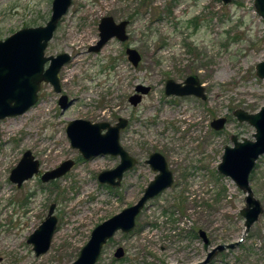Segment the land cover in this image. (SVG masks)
Wrapping results in <instances>:
<instances>
[{
  "label": "rangeland",
  "instance_id": "obj_1",
  "mask_svg": "<svg viewBox=\"0 0 264 264\" xmlns=\"http://www.w3.org/2000/svg\"><path fill=\"white\" fill-rule=\"evenodd\" d=\"M52 0H0V40L23 27L44 25ZM128 20L127 39L112 38L99 51L102 16ZM141 61L133 67L125 48ZM67 53L58 71L61 93L72 99L62 111L50 83H42L38 100L22 114L0 119V264H69L87 242L93 227L134 203L156 172L145 162L153 151L166 159L173 183L150 199L129 233L116 232L103 246L96 264H195L205 257L199 228L211 245L238 241L210 264H264V154L249 174L261 205L247 232L239 209L245 193L216 170L230 136L253 139L254 127L239 122L236 108L256 112L264 105V78L255 64L264 59V20L253 0H71L59 19L44 55ZM47 66V62L45 64ZM194 74L206 98L165 95L166 79L182 81ZM137 84L150 86L136 106L128 102ZM125 117L119 142L137 159L118 187L100 184L97 173L114 167L118 156L84 159L70 146L66 123ZM225 116L223 129L210 127ZM30 150L39 170L20 187L9 172ZM73 166L62 176L42 182V172L61 161ZM25 198V199H24ZM24 199V202H22ZM55 204V231L48 250L36 256L28 235ZM121 246L123 258L113 252Z\"/></svg>",
  "mask_w": 264,
  "mask_h": 264
},
{
  "label": "water",
  "instance_id": "obj_2",
  "mask_svg": "<svg viewBox=\"0 0 264 264\" xmlns=\"http://www.w3.org/2000/svg\"><path fill=\"white\" fill-rule=\"evenodd\" d=\"M227 4L232 0H221ZM71 0H52L51 14L44 25L34 27H23L0 40V119L22 114L29 109L37 100L41 82H50L55 91H59L57 73L60 67L69 60L67 53H59L55 56L44 55L47 42L51 39L53 32L61 16L67 11ZM255 12L264 20V0H253ZM128 20L116 23L111 16H104L98 24L99 39L89 47L90 51H98L102 45L111 37L121 41L127 39L126 26ZM127 60L133 67L141 61L140 53L131 47L125 48ZM50 61L45 69L44 64ZM255 75L264 78V59L255 64ZM150 90V87L137 84L134 93L128 97L131 105H137ZM166 95H194L201 99L206 98L205 87L194 74L187 75L182 82L167 79L164 84ZM66 96L59 98V104L65 106ZM239 122H247L254 127L253 139L241 137L236 134L230 136L232 145H225L220 162L217 164L218 173L230 177L235 185L245 193V205L240 209L244 218L245 232L257 220L261 213V205L253 195L249 185V174L257 158L264 154V105L256 112H248L242 108H236L232 112ZM227 122L225 116L214 118L210 126L215 131L223 129ZM127 124V119L119 118L118 122L111 126L106 122L91 123L86 119H74L68 122L66 134L72 147L77 148L85 158L97 154L110 153L120 155V163L113 169L103 170L98 173L100 182L117 185L122 177L123 171L130 169L135 158L127 153L119 144V129ZM106 128L105 133L101 130ZM153 170L159 173L149 182L142 196L132 205L125 207L120 212L112 215L97 224L90 233L89 239L80 249L78 256L69 264H95L102 246L116 230L127 233L135 226V217L143 207L145 201L159 193L163 188L172 183L171 172L167 168L162 154L154 152L147 160ZM72 160H65L56 168L44 172L42 180L56 178L64 174L71 166ZM38 161L29 150L23 152L20 160L9 174L12 182L20 183L36 173ZM116 179V180H115ZM55 204L49 205L44 220L29 234L26 239L32 244V250L36 256L45 253L51 243V238L56 227V217L53 214ZM198 234L205 246L209 239L204 230L199 229ZM238 241L228 244H217L211 248L205 257L196 264H209L216 254L226 248L234 247ZM124 255L122 247H117L114 256L120 258Z\"/></svg>",
  "mask_w": 264,
  "mask_h": 264
},
{
  "label": "flooded vegetation",
  "instance_id": "obj_3",
  "mask_svg": "<svg viewBox=\"0 0 264 264\" xmlns=\"http://www.w3.org/2000/svg\"><path fill=\"white\" fill-rule=\"evenodd\" d=\"M70 3H71V2H70ZM65 13H66V12H65ZM65 13H64V14H65ZM62 16H63V15H62ZM62 16H61V17H62ZM107 16H110V15H107ZM102 17H104V16H102ZM102 17H101V18H102ZM111 17H112V16H111ZM101 18H100V19H101ZM112 18H113V17H112ZM113 20H114V19H113ZM122 20H125V19H122ZM122 20H119V21H115V20H114V21H115L116 23H118V22H120V21H122ZM58 22H59V21H58ZM99 22H100V20H99ZM99 22H98V24H99ZM98 24H97V29H98ZM112 38H115V39L119 40V39L116 38V37H111L110 39H112ZM98 39H99V31H98ZM98 39H97V40H98ZM110 39H108L107 41H109ZM107 41H106V42H107ZM119 41H121V40H119ZM96 42H97V41H96ZM96 42H95V43H96ZM106 42H105V43H106ZM121 42H123V41H121ZM95 43H94V44H95ZM105 43H104V44H105ZM94 44H92V45H94ZM104 44H103V45H104ZM103 45H102V46H103ZM90 46H91V45H90ZM90 46H89V47H90ZM89 47H88V50H89ZM100 49H101V48H100ZM100 49H99V50H100ZM99 50H98V51H99ZM89 51H90V50H89ZM94 52H97V51H94ZM48 56H49V55H48ZM46 62H47V66H45ZM46 62H45V64H44V68H45V69L49 66L50 61L48 60V61H46ZM60 68H61V67H60ZM189 75H190V74H189ZM57 77H58L59 88H60L58 92L54 90V87H53V85H52L50 82L42 81L41 84L44 83V82H46V83H50L51 86H52V88H53V90H54L56 93H59V97H58V99H57V103H58L60 109H61L62 111H64L65 109H67V108L71 105V103H72V99H68V96H67L66 94L61 93L62 88H61L60 78H59L58 73H57ZM184 79H185V78H184ZM184 79H183V80H184ZM166 80H167V79H166ZM183 80H182V81H183ZM182 81H179V82H182ZM199 81H200V80H199ZM177 82H178V81H177ZM202 84H203V83H202ZM203 85H204V84H203ZM147 86H148V85H147ZM149 87H150V86H149ZM204 87H205V86H204ZM37 94H38V92H37ZM205 94H206V93H205ZM62 95H65V96H66V102H65L66 104H65L64 107L61 106V105L59 104V98H60ZM165 95H166V94H165ZM170 95H173V94H170ZM129 96H130V95H129ZM142 96H143V95H142ZM167 96H169V95H167ZM173 96H174V97H188V96H194V95H173ZM194 97L199 98V97H197V96H194ZM199 99H201V98H199ZM37 100H38V98H37ZM37 100H36V101H37ZM141 100H142V98H141ZM201 100H205V99H201ZM128 102H129V101H128ZM140 102H141V101H140ZM140 102H139V103H140ZM35 103H36V102H35ZM35 103H34V104H35ZM34 104H33V105H34ZM129 104H130V103H129ZM33 105H32V106H33ZM130 105H131V104H130ZM132 106H136V105H132ZM27 110H28V109H27ZM119 118H125V117H121V116H119V117L117 118V120H116L114 123H110L109 121H96V122H92V121H90V120H89V121H90L91 123L106 122V123H108L109 125L114 126V125L118 122ZM75 119H83V118H75ZM125 119H127V118H125ZM71 120H74V119H71ZM71 120H69V121H71ZM86 120H88V119H86ZM69 121H68V122H69ZM68 122L66 123V126H67ZM127 125H128V119H127V124H126L124 127H121V128L119 129V136H120V131H121L122 129H124ZM66 126H65V132H66ZM210 127H211V126H210ZM106 130H107L106 128L102 129V130H101V133H105ZM66 135H67V134H66ZM118 141H119V139H118ZM230 141H231V140H230ZM69 143H70V140H69ZM119 144H120V142H119ZM231 145H232V143H231ZM70 146H71V144H70ZM120 146H121V144H120ZM71 147H72V146H71ZM121 147H122V146H121ZM73 148H75V147H73ZM122 148H123V147H122ZM123 149H124V148H123ZM223 149H224V148H223ZM124 150H125V149H124ZM25 151H26V150H25ZM29 151H30V150H29ZM78 151H79V150H78ZM30 152H31V151H30ZM79 152H80V151H79ZM154 152H158V151H153V152H151V153L148 155V157L145 159V162L149 165L150 168H151L150 163H148L147 160L149 159L150 155H151L152 153H154ZM127 153H128V151H127ZM159 153H160V152H159ZM22 154H23V153H22ZM31 154H32V153H31ZM80 154H81V156H82L84 159H88V158H85V157L82 155L81 152H80ZM105 154H109V155H111V156H118V157H119V162H118L114 167H112V168H108V169H103V170H110V169H113V168H115V167L120 163V161H121L120 155H112V154H110V153H105ZM105 154H97V155H105ZM128 154H129V153H128ZM160 154H161V153H160ZM97 155H94V156H97ZM129 155H130V154H129ZM21 156H22V155H21ZM131 156H132V155H131ZM91 157H93V156H91ZM132 157L135 158L134 156H132ZM163 157H164V156H163ZM20 158H21V157H20ZM20 158H19V160H20ZM89 158H90V157H89ZM164 159H165V157H164ZM19 160H18V161H19ZM66 160H68V159H66ZM69 160H72V159H69ZM63 161H65V160H63ZM63 161H61L57 166H59ZM72 161H73V160H72ZM165 161H166V159H165ZM17 163H18V162H17ZM17 163H16V164H17ZM136 163H137V159L135 158V163H134V165H135ZM73 164H74V161H73V163H72V166H73ZM166 164H167V168H168V170L171 172V170H170L169 167H168V163H167V161H166ZM134 165H133V166H134ZM15 166H16V165H15ZM15 166H14V167H15ZM57 166H55L54 168H56ZM72 166H71V167H72ZM133 166H132L130 169H132ZM71 167H70V168H71ZM54 168H52V169H54ZM70 168H69V169H70ZM52 169H49V170H52ZM69 169H68V170H69ZM130 169H128V170H126V171H123V173H122V177H121V179H120V181H119V183H118L117 185H111V184H109V183H107V182H100V181L98 180V178H97V180H98V182H99L100 184H106V185H108L109 188H111V187H118V186L121 184V181H122V179H123L124 173L127 172V171H129ZM151 169H152V168H151ZM38 170H39V162H38ZM38 170H37V172H38ZM49 170H46V171H49ZM68 170H67V171H68ZM103 170H101V171H103ZM152 170H153V169H152ZM10 171H11V170H10ZM46 171H44V172H46ZM67 171H66V172H67ZM101 171H99V172H101ZM153 171L156 172L155 176L159 173L158 170H153ZM37 172H36V173H37ZM44 172H42L41 175H40V180H41L42 182H48V181H50V180H54V179L58 178V177H56V178H52V179H48V180H46V181H43L41 177H42V175L44 174ZM66 172H65V173H66ZM99 172H98V173H99ZM36 173H33V175L36 174ZM98 173H97L96 177L98 176ZM9 174H10V172H9ZM33 175H32V176H33ZM62 175H63V174H62ZM62 175H61V176H62ZM171 175H172V172H171ZM32 176H30V177H28V178H31ZM155 176H154V177H155ZM59 177H60V176H59ZM154 177H153V179H154ZM28 178L24 179L23 181L27 180ZM153 179H151V180H153ZM172 179H173V175H172ZM9 180H10V179H9ZM115 180H116V179H115ZM151 180H150V181H151ZM173 180H174V179H173ZM173 180H172V183H173ZM10 181H11V180H10ZM23 181H22V182H23ZM150 181H149V182H150ZM11 182H12V181H11ZM22 182L20 183V185H18L16 182H13V183H15L17 187H20L21 184H22ZM149 182H148V183L146 184V186L143 188V190H142L140 196L138 197V199H139V198L142 196V194L144 193V190H145V188L147 187V185L149 184ZM172 183H171V185H172ZM171 185H169L168 187H170ZM168 187L163 188L159 193H161L164 189H166V188H168ZM239 189H240V188H239ZM159 193H157L156 195H154V196L148 198V199L145 201V203H144L143 207L141 208V210L144 208V206L146 205V203H147L150 199L154 198V197L157 196ZM24 199H25V198H24ZM24 199H22V202H24ZM138 199H137V200H138ZM137 200H136V201H137ZM136 201H135V202H136ZM244 201H245V198H244ZM135 202H134V203H135ZM134 203H132V204H134ZM132 204H131V205H132ZM129 206H130V205H129ZM126 207H127V206H126ZM243 207H244V206H243ZM48 208H49V207H48ZM124 208H125V207H124ZM124 208H122V209H124ZM54 209H55V207H54ZM122 209H121V210H122ZM240 209H241V208H240ZM240 209H239V214H240ZM121 210H120V211H121ZM141 210H140V211H141ZM47 211H48V210H47ZM120 211H118V212H120ZM140 211H139V213H140ZM118 212H117V213H118ZM139 213H138V214H139ZM53 214H54V210H53ZM115 214H116V213H115ZM138 214H137V215H138ZM46 215H47V214H46ZM113 215H114V214H113ZM137 215H136V216H137ZM240 215H241V214H240ZM111 216H112V215H111ZM111 216H109V217H111ZM241 216H242V215H241ZM55 217H56V216H55ZM109 217H108V218H109ZM44 219H45V218H44ZM56 219H57V217H56ZM106 219H107V218H106ZM106 219H104V220H106ZM135 219H136V217H135ZM257 219H258V218H257ZM104 220H103V221H104ZM101 222H102V221H101ZM101 222H100V223H101ZM254 222H255V221H254ZM56 223H57V221H56ZM98 224H99V223H98ZM135 224H136V221H135ZM96 225H97V224H96ZM96 225H95V226H96ZM95 226H94V227H95ZM94 227H93V228H94ZM134 227H135V226H134ZM55 228H56V227H55ZM133 229H134V228H133ZM133 229H132V230H133ZM199 229H201V228H199ZM199 229H198V230H199ZM132 230H131V231H132ZM198 230H197V234H198ZM202 230H203V229H202ZM54 231H55V230H54ZM118 231H120V232H122V233H125V232H123L122 230H116V231L114 232V234H115L116 232H118ZM131 231H129V232H131ZM204 231H205V230H204ZM129 232H127V233H129ZM90 233H91V232H90ZM205 233H206V235H207V232H206V231H205ZM114 234H113L111 237H113ZM28 236H29V235H28ZM198 236H199V234H198ZM111 237H110V238H111ZM199 237H200V236H199ZM207 237H208V239H209V244H208L207 246H205L204 243H203V245H204V248L207 249V252H208L211 248H213V247L216 246L217 244H216V245H211L210 238H209L208 235H207ZM110 238H109V239H110ZM200 238H201V237H200ZM109 239H107V241L105 242V244L109 241ZM201 240H202V239H201ZM202 242H203V241H202ZM233 242H235V241H233ZM229 243H231V242H229ZM105 244H104V245H105ZM219 244H222V243H219ZM223 244H228V243H223ZM237 244H238V243H237ZM237 244H236V245H237ZM104 245H103V246H104ZM236 245H235V246H236ZM31 246H32V244H31ZM103 246H102V248H103ZM235 246H234V247H235ZM82 247H83V246H82ZM118 247H121V246H118ZM234 247H232V248H226V249L222 250L221 252H223V251H225V250H228V249H233ZM102 248H101V251H102ZM116 248H117V247H116ZM115 250H116V249H115ZM115 250H114V252H115ZM101 251H100V254H101ZM114 252H113V256H114ZM207 252H206V253H207ZM221 252H219V253H221ZM219 253H218V254H219ZM100 254H99V256H100ZM218 254H216V255L214 256V258H215ZM205 255H206V254H205ZM114 258H115V259H121V258H123V256L120 257V258H116V257L114 256ZM214 258H213V259H214ZM98 259H99V257H98ZM98 259H97V261H98ZM213 259H212V260H213ZM212 260H211V261H212ZM97 261H96V263H97ZM200 261H201V260H200ZM198 262H199V261H198ZM96 263H95V264H96ZM210 263H211V262H210ZM210 263H209V264H210ZM195 264H196V263H195Z\"/></svg>",
  "mask_w": 264,
  "mask_h": 264
}]
</instances>
